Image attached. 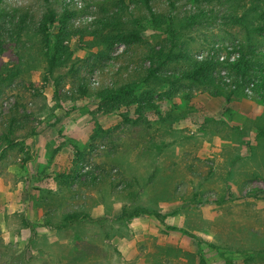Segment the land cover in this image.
<instances>
[{
	"label": "rangeland",
	"instance_id": "rangeland-1",
	"mask_svg": "<svg viewBox=\"0 0 264 264\" xmlns=\"http://www.w3.org/2000/svg\"><path fill=\"white\" fill-rule=\"evenodd\" d=\"M240 1L5 0L0 66L20 74L0 83V264H264V100L229 79L141 83L136 95L151 91V107L96 96L141 80L150 48L171 44L150 7L175 14L178 45L194 58L225 56L221 79L242 47L264 54V35L249 29L258 13ZM49 5L76 10L73 28L88 30L120 10L144 40L107 48L87 33L66 39L78 71L58 69V96L35 33ZM226 12L244 14L245 25L225 24ZM192 17L201 20L183 28ZM14 115L21 127L10 146ZM138 207L151 213L136 216Z\"/></svg>",
	"mask_w": 264,
	"mask_h": 264
},
{
	"label": "trees",
	"instance_id": "trees-1",
	"mask_svg": "<svg viewBox=\"0 0 264 264\" xmlns=\"http://www.w3.org/2000/svg\"><path fill=\"white\" fill-rule=\"evenodd\" d=\"M50 3L51 0H45ZM195 1V0H194ZM197 1V0H196ZM217 3L226 2L227 0H215ZM5 0H0V18L4 13ZM150 5V0H146ZM256 3V5L254 4ZM172 9H175V3L171 2ZM257 11L258 25L254 28H249L252 31H257L261 36L264 35V0H241L237 6V9L244 13L248 7ZM151 18L155 29L162 25H167V35L170 36L171 44L168 45L167 39L162 43V47L157 49V45L150 48L148 55L149 68L146 74L141 80L128 81L119 86L104 87L99 89L96 96L100 102L113 104L114 102L123 103L128 106H132L134 101L139 102L142 106H153L152 100L153 94L151 91H147L141 95L140 98L136 95L141 83H150L153 79H159L166 84H180L181 82L189 81L196 84H210L213 82L224 83L226 79H229L234 83L236 88L247 89L252 91L253 95L264 100V54L260 52L257 47L248 45L244 46L241 57L235 62L229 63V74L220 77L218 72L220 58L214 56L209 58L198 59L194 58L190 52L186 49H182L178 45L179 31L172 28L175 24L176 16L173 13L165 15L157 14L151 7ZM122 11L118 10L109 18L102 19L99 22L97 29H74L72 19L76 16V10H70L63 8L61 13L50 5L47 8V12L43 15L42 22L38 25L35 33L40 36V42L38 48L43 52V60L46 63L44 78L47 81L53 80L56 84L55 93L59 96L60 88L57 87L59 83L64 81L63 74L58 73V69L66 67L70 64L69 74L77 73L76 62L74 61L75 55L72 48L66 43V39L73 35L80 34L84 37L89 34L92 39L98 42L99 45H103L107 48H112L118 43L125 45H134L142 43L144 36L142 33L143 26L136 20L134 26H128L126 20L121 16ZM225 24L231 25H245V15H236L234 12L225 13ZM213 19V18H211ZM196 17L189 18L188 23L183 27L186 28L190 25L200 21ZM250 35V34H249ZM171 65H175L177 71L171 76H167L165 71ZM181 65V67H179ZM11 71V69H9ZM8 69L2 70L0 66V83L7 82L12 78L18 77L20 74L19 69H15V72L6 74ZM6 74V75H5ZM218 75V76H217ZM175 77V79H171ZM217 77V78H216ZM225 79V80H224ZM79 91L82 95H87L90 91L87 83V78L79 77ZM231 91L229 95L232 94ZM219 95L218 93H215ZM146 99L147 102H143ZM124 120L130 121V118L122 114ZM21 124L16 115H14L7 129L4 131V141L13 146L15 142V132L19 131ZM136 194L134 195V198ZM135 215L149 214V210L144 208H136ZM77 219V215L73 214L68 216L67 219ZM202 264H208L204 259Z\"/></svg>",
	"mask_w": 264,
	"mask_h": 264
},
{
	"label": "built area",
	"instance_id": "built-area-1",
	"mask_svg": "<svg viewBox=\"0 0 264 264\" xmlns=\"http://www.w3.org/2000/svg\"><path fill=\"white\" fill-rule=\"evenodd\" d=\"M203 56H201V58H202ZM222 61H224L225 60V56H221V58H220ZM234 59H236V56L235 55H233L231 58H229V60L228 61H233Z\"/></svg>",
	"mask_w": 264,
	"mask_h": 264
}]
</instances>
